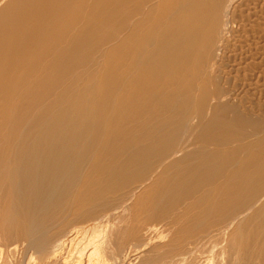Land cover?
I'll return each mask as SVG.
<instances>
[{"label": "bare ground", "instance_id": "1", "mask_svg": "<svg viewBox=\"0 0 264 264\" xmlns=\"http://www.w3.org/2000/svg\"><path fill=\"white\" fill-rule=\"evenodd\" d=\"M245 1L0 0V264H264Z\"/></svg>", "mask_w": 264, "mask_h": 264}, {"label": "rangeland", "instance_id": "2", "mask_svg": "<svg viewBox=\"0 0 264 264\" xmlns=\"http://www.w3.org/2000/svg\"><path fill=\"white\" fill-rule=\"evenodd\" d=\"M243 7L250 13L245 17L243 34L217 57L219 67L210 69L224 86L229 106L239 105L244 126L260 136L259 132L264 133V0H246Z\"/></svg>", "mask_w": 264, "mask_h": 264}]
</instances>
